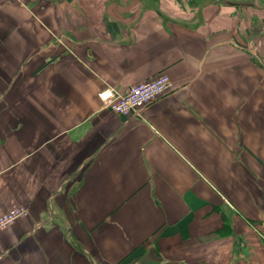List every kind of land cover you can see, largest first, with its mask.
I'll return each instance as SVG.
<instances>
[{
	"label": "crops",
	"instance_id": "obj_1",
	"mask_svg": "<svg viewBox=\"0 0 264 264\" xmlns=\"http://www.w3.org/2000/svg\"><path fill=\"white\" fill-rule=\"evenodd\" d=\"M160 72L135 114L99 97ZM0 264H264V0H0Z\"/></svg>",
	"mask_w": 264,
	"mask_h": 264
},
{
	"label": "built area",
	"instance_id": "obj_2",
	"mask_svg": "<svg viewBox=\"0 0 264 264\" xmlns=\"http://www.w3.org/2000/svg\"><path fill=\"white\" fill-rule=\"evenodd\" d=\"M171 85L169 75L160 72L148 80L131 85L125 93L107 87L99 92V97L111 111L127 116L135 114L141 107L169 92ZM26 212L25 207L16 206L3 213L0 215V229L5 228L14 221V218Z\"/></svg>",
	"mask_w": 264,
	"mask_h": 264
},
{
	"label": "rangeland",
	"instance_id": "obj_3",
	"mask_svg": "<svg viewBox=\"0 0 264 264\" xmlns=\"http://www.w3.org/2000/svg\"><path fill=\"white\" fill-rule=\"evenodd\" d=\"M26 211H27V210H26ZM26 213H27V212H26ZM23 215H25V214H21V215L17 216L16 218H14V221H15L18 217L23 216Z\"/></svg>",
	"mask_w": 264,
	"mask_h": 264
}]
</instances>
